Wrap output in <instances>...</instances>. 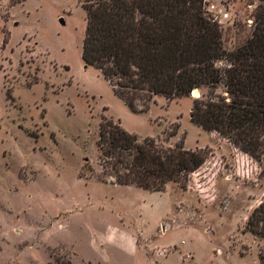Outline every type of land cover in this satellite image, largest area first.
I'll return each mask as SVG.
<instances>
[{
	"label": "rangeland",
	"instance_id": "374dc122",
	"mask_svg": "<svg viewBox=\"0 0 264 264\" xmlns=\"http://www.w3.org/2000/svg\"><path fill=\"white\" fill-rule=\"evenodd\" d=\"M205 2L230 15L228 50L252 36L257 0ZM86 23L78 0H0V264H260L246 223L264 202V156L191 121L206 89L133 113L82 60ZM104 118L205 163L186 189L116 184L97 146Z\"/></svg>",
	"mask_w": 264,
	"mask_h": 264
},
{
	"label": "trees",
	"instance_id": "16d2710c",
	"mask_svg": "<svg viewBox=\"0 0 264 264\" xmlns=\"http://www.w3.org/2000/svg\"><path fill=\"white\" fill-rule=\"evenodd\" d=\"M78 1L87 17L82 60L101 72L133 113L144 112L158 97L173 101L206 89L194 100L191 121L261 163L264 0H257L252 36L233 50L226 48L222 24L205 0ZM221 88L224 93H217ZM97 146L103 176L152 192L171 182L186 189L205 163L197 151L159 147L152 138L140 143L107 118ZM246 230L264 241V202L249 215ZM259 259L264 264V249Z\"/></svg>",
	"mask_w": 264,
	"mask_h": 264
},
{
	"label": "built area",
	"instance_id": "2783aa9c",
	"mask_svg": "<svg viewBox=\"0 0 264 264\" xmlns=\"http://www.w3.org/2000/svg\"><path fill=\"white\" fill-rule=\"evenodd\" d=\"M215 8V6H212L209 10L210 12L214 13L212 10ZM222 13V11L218 12V14H212L214 16V18L219 21L220 23H222L224 20L230 19V15L228 13H224L222 15V17L220 16Z\"/></svg>",
	"mask_w": 264,
	"mask_h": 264
},
{
	"label": "water",
	"instance_id": "95a60500",
	"mask_svg": "<svg viewBox=\"0 0 264 264\" xmlns=\"http://www.w3.org/2000/svg\"><path fill=\"white\" fill-rule=\"evenodd\" d=\"M62 23H64V22L62 21Z\"/></svg>",
	"mask_w": 264,
	"mask_h": 264
}]
</instances>
